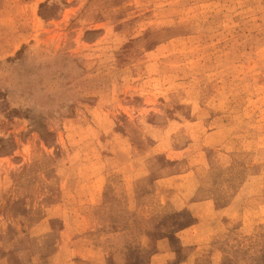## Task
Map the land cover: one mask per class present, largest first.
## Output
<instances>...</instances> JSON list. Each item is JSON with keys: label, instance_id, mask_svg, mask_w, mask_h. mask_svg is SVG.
Returning <instances> with one entry per match:
<instances>
[{"label": "rangeland", "instance_id": "obj_1", "mask_svg": "<svg viewBox=\"0 0 264 264\" xmlns=\"http://www.w3.org/2000/svg\"><path fill=\"white\" fill-rule=\"evenodd\" d=\"M0 264H264V0H0Z\"/></svg>", "mask_w": 264, "mask_h": 264}]
</instances>
